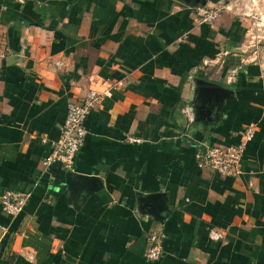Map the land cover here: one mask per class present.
<instances>
[{
    "label": "crops",
    "instance_id": "0c3cea01",
    "mask_svg": "<svg viewBox=\"0 0 264 264\" xmlns=\"http://www.w3.org/2000/svg\"><path fill=\"white\" fill-rule=\"evenodd\" d=\"M0 38V194L27 195L0 264H264V0H0ZM89 89L72 168H43ZM249 124L237 176L197 159Z\"/></svg>",
    "mask_w": 264,
    "mask_h": 264
},
{
    "label": "built area",
    "instance_id": "2783aa9c",
    "mask_svg": "<svg viewBox=\"0 0 264 264\" xmlns=\"http://www.w3.org/2000/svg\"><path fill=\"white\" fill-rule=\"evenodd\" d=\"M227 3L218 5H203L196 7L198 23L210 24L227 8ZM5 56L0 38V58ZM110 95V90L98 91L89 89L80 100H70L63 123L60 126L59 137L51 145L50 152L41 160L43 168H49L58 163L65 170L71 169L77 151L85 138L84 120L104 96ZM255 131V125L249 124L241 130L240 142L224 146L206 145L196 154L197 159L210 169L223 176L235 177L239 174V163L246 145ZM27 202V195L13 190H4L0 194V205L4 212L16 215L22 211ZM212 236L218 237L217 234ZM162 255L161 237L157 233L148 235V246L145 258L148 262L158 260Z\"/></svg>",
    "mask_w": 264,
    "mask_h": 264
}]
</instances>
